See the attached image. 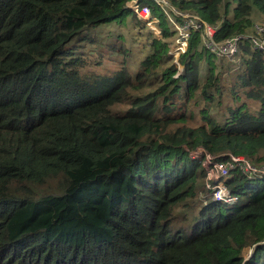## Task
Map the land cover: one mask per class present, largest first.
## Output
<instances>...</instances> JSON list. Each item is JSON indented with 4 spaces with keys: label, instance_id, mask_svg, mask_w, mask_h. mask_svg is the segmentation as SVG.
Returning <instances> with one entry per match:
<instances>
[{
    "label": "trees",
    "instance_id": "1",
    "mask_svg": "<svg viewBox=\"0 0 264 264\" xmlns=\"http://www.w3.org/2000/svg\"><path fill=\"white\" fill-rule=\"evenodd\" d=\"M128 1L0 0V264H243L258 242L245 264H264V176L232 171L235 204L200 201L206 168L189 154L264 152V52L246 42L226 90L195 31L179 88L168 27L157 38ZM179 4L218 40L264 15V0ZM128 18L149 30L137 67L83 76L77 44L107 48L97 29ZM199 202L185 225L178 208Z\"/></svg>",
    "mask_w": 264,
    "mask_h": 264
},
{
    "label": "built area",
    "instance_id": "2",
    "mask_svg": "<svg viewBox=\"0 0 264 264\" xmlns=\"http://www.w3.org/2000/svg\"><path fill=\"white\" fill-rule=\"evenodd\" d=\"M155 2L166 15L169 23L170 35L166 38L169 45V54L173 58V64L177 66V72L173 77L174 85L183 88L184 82L181 75L184 66L181 57L189 48L192 35L199 31L202 36V49L216 58L226 59L230 65L241 66L245 54L242 55V46L248 42L254 50L264 52V25L255 23L253 32L240 33L226 39L215 38L216 28L211 26L199 12L189 9H181L173 5L170 0H148ZM126 6L135 13L137 19L153 31L159 39H164L160 19L154 15L151 6L144 0H130ZM192 158H199L206 168L205 191L199 194L203 201L208 197L233 205L239 200V196L231 192L227 187V180L232 171H239L244 176L253 179L264 176V165L251 160L246 155L212 154L203 147H197L189 151Z\"/></svg>",
    "mask_w": 264,
    "mask_h": 264
},
{
    "label": "rangeland",
    "instance_id": "3",
    "mask_svg": "<svg viewBox=\"0 0 264 264\" xmlns=\"http://www.w3.org/2000/svg\"><path fill=\"white\" fill-rule=\"evenodd\" d=\"M170 2L176 7L181 8L179 0H170ZM191 6L193 5L191 4ZM186 9L196 11V9L193 7H188ZM154 15L160 19L161 27L169 26L166 15L160 8L157 7V9L154 11ZM253 20L254 23L251 27L252 29L248 31L249 33L253 32V27L255 23H259L260 20L264 21V15L259 14L258 11L253 16ZM147 28H145V26L143 25H140V23L137 22L134 18H128L123 24L118 23L110 26H101L97 29V31L100 33L102 41L110 42L107 48H100V46L96 47V44L86 45L78 43V48H75L73 50V53L69 57L81 59L83 66L80 68L79 71L83 76L86 77H90L91 75L95 74L111 75L115 73L118 69L121 68V62L123 61L124 57L130 59V65L132 66V68H136L138 62L141 60V58L145 55L147 51L146 36L149 33V28ZM71 46L76 47L74 43L71 44ZM200 47L204 55L208 56L210 59H213L218 65H221L220 63H224V66L217 67L216 73L221 75L222 77V88L229 90L232 87V83L236 79L238 68L240 66H234V68L231 66L234 70L230 72V66L226 59L215 58L212 54L207 53L204 48L202 49V41ZM120 48H122V51L124 52H122ZM225 65H228V68ZM201 68L204 70L206 80V73H208L210 65L206 61L202 63ZM219 99L222 103L229 100L227 97ZM197 109H199V107ZM217 110V107L212 108V113H217ZM223 153L227 154L230 152ZM251 160L257 164L264 165V152L262 154H259L258 157L253 158ZM205 181H203V184H205ZM200 184H202V181ZM199 200L203 201L200 194ZM200 203L201 202H199L197 207L192 208L186 206L179 207L177 212L180 213L181 222H183L185 225L189 222H192L195 219V215L203 206V204ZM252 248L253 247L249 244L245 245L243 248V256L248 257L252 252Z\"/></svg>",
    "mask_w": 264,
    "mask_h": 264
},
{
    "label": "water",
    "instance_id": "4",
    "mask_svg": "<svg viewBox=\"0 0 264 264\" xmlns=\"http://www.w3.org/2000/svg\"><path fill=\"white\" fill-rule=\"evenodd\" d=\"M262 243H263V242H258V243H256V244L253 246L251 254H250L248 257H245V261H247V260L251 257V255H252L253 252H254L255 247H256L257 245H259V244H262ZM245 261L243 262V264H245Z\"/></svg>",
    "mask_w": 264,
    "mask_h": 264
},
{
    "label": "crops",
    "instance_id": "5",
    "mask_svg": "<svg viewBox=\"0 0 264 264\" xmlns=\"http://www.w3.org/2000/svg\"><path fill=\"white\" fill-rule=\"evenodd\" d=\"M224 61H225V60H224ZM203 62H204V60H203ZM203 62H202V63H203Z\"/></svg>",
    "mask_w": 264,
    "mask_h": 264
}]
</instances>
